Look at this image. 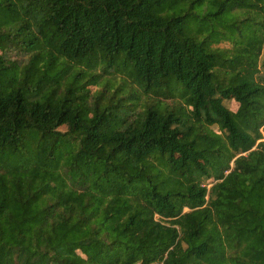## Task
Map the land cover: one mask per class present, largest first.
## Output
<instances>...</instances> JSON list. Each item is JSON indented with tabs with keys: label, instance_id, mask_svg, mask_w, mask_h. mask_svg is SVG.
Here are the masks:
<instances>
[{
	"label": "trees",
	"instance_id": "obj_1",
	"mask_svg": "<svg viewBox=\"0 0 264 264\" xmlns=\"http://www.w3.org/2000/svg\"><path fill=\"white\" fill-rule=\"evenodd\" d=\"M178 1L0 0V264H264V0Z\"/></svg>",
	"mask_w": 264,
	"mask_h": 264
},
{
	"label": "rangeland",
	"instance_id": "obj_2",
	"mask_svg": "<svg viewBox=\"0 0 264 264\" xmlns=\"http://www.w3.org/2000/svg\"><path fill=\"white\" fill-rule=\"evenodd\" d=\"M187 3L189 4V0H180L178 1L177 5L175 6L174 4H164L163 5V8L161 10V13H164V14H170L174 11H176L178 8H187ZM202 9V6H199V5H196L194 8H193V12L195 13H200ZM197 18H194V17H190L189 18V25L192 27L191 29H194L196 30L199 25H198V22L196 20ZM207 22L208 21H205L204 25H207ZM227 43V42H225ZM8 54L10 55V57L12 58H18V60H20L21 62L25 61V59L27 58V56L23 55L22 53H20L18 50H14V49H10ZM257 63L260 67V76L264 73V44L261 48V54L260 56L258 57V60H257ZM102 64H98V67H100ZM121 65L120 63L118 65H115L111 68H113V71L111 74H105L104 76L107 77V76H110V81L113 85H116L117 83H120V82H127V85L126 87L130 86L131 89L134 88L136 89L137 88V85L140 86L139 84H137L136 82L133 81L132 79V76H130V74L128 73V70L126 69H123L122 66H119ZM119 67V68H118ZM96 70H99V68H97ZM92 72H95V69L94 68H86L85 70V75L87 74H90ZM105 79V78H104ZM91 89V94L95 93V90L99 89V87H96L95 85H88ZM138 91V94H139V102L140 103H144V102H155L157 100L161 101L162 103H174L176 102V100H179V97L177 95H174V96H164V95H157L153 92H148V93H145L141 90H137ZM227 103L228 105H234L235 104V101L234 100H231V101H228L227 100ZM141 104L138 105L137 108H140ZM61 129H65V126H61L60 127ZM213 128L215 130H217V126L216 125H213ZM203 182H205L207 184V187H209L211 185L212 182H210V178L209 179H205L203 180ZM184 210H187V207H184ZM156 217H159L158 214H155Z\"/></svg>",
	"mask_w": 264,
	"mask_h": 264
},
{
	"label": "built area",
	"instance_id": "obj_3",
	"mask_svg": "<svg viewBox=\"0 0 264 264\" xmlns=\"http://www.w3.org/2000/svg\"><path fill=\"white\" fill-rule=\"evenodd\" d=\"M156 217V216H155Z\"/></svg>",
	"mask_w": 264,
	"mask_h": 264
}]
</instances>
